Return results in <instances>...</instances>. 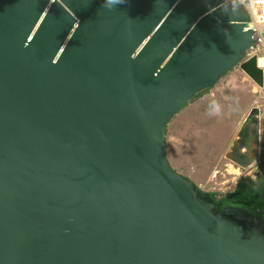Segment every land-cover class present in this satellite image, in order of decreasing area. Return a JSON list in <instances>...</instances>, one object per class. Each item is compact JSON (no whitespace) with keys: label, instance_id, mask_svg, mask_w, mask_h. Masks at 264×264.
<instances>
[{"label":"water","instance_id":"water-1","mask_svg":"<svg viewBox=\"0 0 264 264\" xmlns=\"http://www.w3.org/2000/svg\"><path fill=\"white\" fill-rule=\"evenodd\" d=\"M106 4L0 0V264H264V210L178 173L166 140L237 65L264 89L258 57L244 60L249 14ZM259 118L231 148L239 161Z\"/></svg>","mask_w":264,"mask_h":264},{"label":"rangeland","instance_id":"rangeland-1","mask_svg":"<svg viewBox=\"0 0 264 264\" xmlns=\"http://www.w3.org/2000/svg\"><path fill=\"white\" fill-rule=\"evenodd\" d=\"M255 107L260 110L258 156L234 162L228 152L248 129L246 119ZM166 140L171 166L218 199L241 178L264 179V89L237 65L171 120Z\"/></svg>","mask_w":264,"mask_h":264},{"label":"built area","instance_id":"built-area-1","mask_svg":"<svg viewBox=\"0 0 264 264\" xmlns=\"http://www.w3.org/2000/svg\"><path fill=\"white\" fill-rule=\"evenodd\" d=\"M230 2L241 6L249 14L254 32V47L247 52L244 60L257 56L259 67L264 70V66L259 63L260 57H264V0H230Z\"/></svg>","mask_w":264,"mask_h":264},{"label":"trees","instance_id":"trees-1","mask_svg":"<svg viewBox=\"0 0 264 264\" xmlns=\"http://www.w3.org/2000/svg\"><path fill=\"white\" fill-rule=\"evenodd\" d=\"M209 90L199 94L196 98L204 95ZM195 98V99H196ZM216 200L228 198L233 201H244L254 207L264 210V179L259 176L258 179L252 177L241 178L237 183L235 189L217 198L216 194H212Z\"/></svg>","mask_w":264,"mask_h":264},{"label":"bare ground","instance_id":"bare-ground-1","mask_svg":"<svg viewBox=\"0 0 264 264\" xmlns=\"http://www.w3.org/2000/svg\"><path fill=\"white\" fill-rule=\"evenodd\" d=\"M259 63H260V65L261 66H264V57L263 56H261L260 57V59H259ZM259 128H258V126L257 125H254L253 126V134H258V132H259V130H258ZM259 146V143H258V141L256 140V141H249L248 143H247V146H246V148H244L243 150H242V152H245V153H247L248 154V156L250 157V159H251V161H253V160H255V158L258 156V147ZM228 156H229V158L232 160V161H234V162H236L237 161V158L232 154V151H231V149L229 150V152H228Z\"/></svg>","mask_w":264,"mask_h":264},{"label":"clouds","instance_id":"clouds-1","mask_svg":"<svg viewBox=\"0 0 264 264\" xmlns=\"http://www.w3.org/2000/svg\"><path fill=\"white\" fill-rule=\"evenodd\" d=\"M120 2H121V0H107L106 6L111 7V6H114L115 4L120 3Z\"/></svg>","mask_w":264,"mask_h":264},{"label":"crops","instance_id":"crops-1","mask_svg":"<svg viewBox=\"0 0 264 264\" xmlns=\"http://www.w3.org/2000/svg\"><path fill=\"white\" fill-rule=\"evenodd\" d=\"M189 104H190V103H189ZM186 106H187V105H186ZM186 106H185V107H186Z\"/></svg>","mask_w":264,"mask_h":264}]
</instances>
